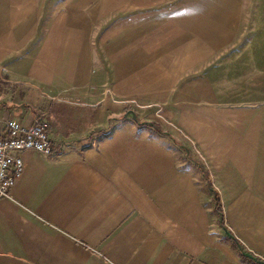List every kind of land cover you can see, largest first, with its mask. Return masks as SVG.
<instances>
[{
  "label": "crops",
  "instance_id": "1",
  "mask_svg": "<svg viewBox=\"0 0 264 264\" xmlns=\"http://www.w3.org/2000/svg\"><path fill=\"white\" fill-rule=\"evenodd\" d=\"M116 1L0 0V125L44 114L58 152L22 153L0 264L264 262V100L198 95L190 63L239 6Z\"/></svg>",
  "mask_w": 264,
  "mask_h": 264
},
{
  "label": "rangeland",
  "instance_id": "2",
  "mask_svg": "<svg viewBox=\"0 0 264 264\" xmlns=\"http://www.w3.org/2000/svg\"><path fill=\"white\" fill-rule=\"evenodd\" d=\"M228 2L239 7L233 14L234 18L228 20L229 35L224 42L211 46L198 40L189 49L196 58L190 63L192 67L195 62L198 82L206 78L212 81V85L207 82L198 85L197 94L206 93L220 102L240 99L246 105H253L264 100V0ZM114 4L118 9L123 5L122 2L105 0L108 7ZM188 62L184 61L186 65ZM141 110L142 114H136L139 120L153 117L156 113L155 108L149 105Z\"/></svg>",
  "mask_w": 264,
  "mask_h": 264
},
{
  "label": "built area",
  "instance_id": "3",
  "mask_svg": "<svg viewBox=\"0 0 264 264\" xmlns=\"http://www.w3.org/2000/svg\"><path fill=\"white\" fill-rule=\"evenodd\" d=\"M50 125L44 114L30 125L8 119L0 125V200L9 199L24 171L22 153L35 151L51 157L58 154L50 138Z\"/></svg>",
  "mask_w": 264,
  "mask_h": 264
},
{
  "label": "trees",
  "instance_id": "4",
  "mask_svg": "<svg viewBox=\"0 0 264 264\" xmlns=\"http://www.w3.org/2000/svg\"><path fill=\"white\" fill-rule=\"evenodd\" d=\"M143 124L146 126H150L152 128H157V126L154 124H150V123H143ZM214 202H215V211L217 212V214L219 216L220 224L223 226V224H224L223 213H222L221 205H220L219 198H218L217 194H214ZM234 245L239 249L240 256H241L242 260H247L252 264H264V262L260 261L259 259H256L254 257H249L247 255V253H245L242 250L239 243H237L235 240H234Z\"/></svg>",
  "mask_w": 264,
  "mask_h": 264
},
{
  "label": "water",
  "instance_id": "5",
  "mask_svg": "<svg viewBox=\"0 0 264 264\" xmlns=\"http://www.w3.org/2000/svg\"><path fill=\"white\" fill-rule=\"evenodd\" d=\"M135 118V116H133Z\"/></svg>",
  "mask_w": 264,
  "mask_h": 264
}]
</instances>
